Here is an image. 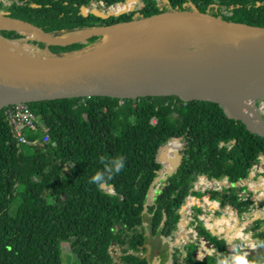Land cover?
I'll return each instance as SVG.
<instances>
[{
	"label": "trees",
	"instance_id": "1",
	"mask_svg": "<svg viewBox=\"0 0 264 264\" xmlns=\"http://www.w3.org/2000/svg\"><path fill=\"white\" fill-rule=\"evenodd\" d=\"M99 1L106 6L123 2L9 0L5 4L0 0V17L39 25L53 38L74 37L95 26L192 6L222 19L264 26V0H137L131 9L105 18L85 11L87 3ZM81 4L85 6L79 10ZM131 5L128 1L119 9ZM87 16L92 18H83ZM16 29L4 26L0 32L11 39L22 37L21 32H9ZM102 39L99 34L54 45L35 34L29 42L46 56L61 59L84 54ZM261 102L264 96L256 98L255 106ZM26 105L38 118L35 127L23 129L27 145L16 137L5 114L7 106L0 109V264H61L62 243L70 245L78 264H112L111 245L119 248L122 264H151L145 254V215L150 235L169 243L168 264H193V244L176 241L178 221L192 191L191 196L206 200L205 191L193 190L204 168L207 179L226 180L219 189H206L209 200L239 216L249 212L254 203L252 192L242 182L259 155L264 158V137L247 130L240 120L229 118L218 103L157 95L67 97ZM260 111L264 112V105ZM147 125L150 136L141 130ZM44 134L46 141H42ZM181 135L180 162L171 174L163 176L157 202L151 190L162 164L151 156L152 145L159 143L153 153L163 164L168 160L170 166L179 148L172 141L180 142ZM167 138L169 146L164 145ZM212 154L214 159L209 158ZM121 157L124 167L106 178L102 187L90 182L98 171L107 177L105 163ZM193 201L189 199L188 204ZM257 203L261 207L264 200ZM191 209L196 235L221 254L233 252L224 238L211 235L198 219L201 208L193 205ZM247 229L260 251L247 259L264 264V220H253ZM236 234L242 236V231Z\"/></svg>",
	"mask_w": 264,
	"mask_h": 264
},
{
	"label": "water",
	"instance_id": "2",
	"mask_svg": "<svg viewBox=\"0 0 264 264\" xmlns=\"http://www.w3.org/2000/svg\"><path fill=\"white\" fill-rule=\"evenodd\" d=\"M125 1H131L132 8L137 0ZM83 6L85 4H81L79 10ZM131 8L96 17L119 15ZM20 23L30 27L33 36L39 34L44 42L54 45H67L99 34L103 39L96 48L74 57L57 59L45 56L39 63H0V109L14 103L67 97L176 95L182 101L218 103L229 118L240 120L247 130L264 137V112H260L264 103L255 106L256 98L264 96V26L222 19L194 6L192 9L160 11L110 26H95L69 38H53L39 25ZM176 23L204 28L208 35L181 51L149 52L142 49L140 40L143 36L158 27H172ZM29 38L24 39L29 41ZM247 66L256 68V71L238 88H219L211 84L216 71ZM247 103L250 107H246ZM238 108L260 112L261 126L249 124ZM158 144L152 145L151 156L163 165L161 157L153 153ZM180 159L178 155L170 160L166 174H171ZM258 188L254 186L253 189ZM161 193L162 190L158 189L157 202ZM252 199L257 204L264 197L252 195ZM256 219L264 220V212L241 223ZM180 223L181 218L178 225ZM238 223L236 217L234 226ZM151 264L159 262L154 259Z\"/></svg>",
	"mask_w": 264,
	"mask_h": 264
},
{
	"label": "rangeland",
	"instance_id": "3",
	"mask_svg": "<svg viewBox=\"0 0 264 264\" xmlns=\"http://www.w3.org/2000/svg\"><path fill=\"white\" fill-rule=\"evenodd\" d=\"M3 2L5 4H8L9 0H3ZM121 4H127V2L123 0V2H117L112 5L106 6L103 4L102 1H99V3L89 2L86 5L97 10L100 14L105 15L107 13H113V11L117 12V11L123 10V9H116ZM128 8H131V7H128ZM128 8H125V9H128ZM1 25H4V24H1ZM29 30L31 31L32 29L28 26H24L23 29H16V30L9 31L10 33L11 32L12 33H15V32L23 33L22 37H18L16 39L8 38L6 32L5 33L0 32V48L3 49V55L0 56V63L17 64V61L19 60H22L24 63H39L43 61V58L46 55L42 53L41 51L35 50L32 44L29 41H26L24 39L26 36L27 37L33 36L32 32H28ZM189 47L190 45L187 46V48ZM260 112H258L259 115H260ZM141 130H142V133H146L145 135L150 136V132H151L150 125H147L146 127L144 126ZM169 141L170 139L167 138L164 145L167 146ZM183 142H184V137L183 135H181V139L179 142V150L177 151V154L175 155V157L179 155ZM211 157L212 155H210L209 158ZM167 162L168 160H166L164 164L162 165V169L160 170L158 174V178L155 181L154 188L151 190V196L153 198L157 197L158 189H160V185H161V180L170 167L168 166ZM223 184H226L225 179L209 180L207 179L205 174H202L199 177V180L197 181L195 187L197 190L205 191L206 193V189L211 188V187H215L218 189ZM260 185H261V190H264V180L262 181V183H258V186ZM195 187L193 188V190L195 189ZM253 188L254 186L250 187V189H253ZM191 194L187 197L186 204L182 207V214H181L182 223L179 224V231H178L177 239L180 240L181 243L186 242L189 244H193V247L190 250V254L192 256V261L195 264H196V261L199 262L198 264H202V261L204 259H207V261L209 262L208 264H217L218 259H224L226 257L231 256L232 254L229 252H226L225 254H220L218 251H216L212 247L211 243L206 241L203 237H199L196 235L195 223L192 222L193 216L190 215L191 210L188 209L187 207V203L189 199H194L192 203H201V207L204 213L199 215V219L202 220L204 226L209 230L210 234L213 235L214 237L225 238L227 243H229L228 244L229 246H232L234 239H238L239 241H241V243H243L244 241H248V239L250 238L254 239L251 233L247 231L248 229L247 230L245 229L243 230L244 234L242 236H238L236 234V230L229 231L228 234L234 237L231 240L229 238V235L225 233L226 231L224 229L227 226H229L230 223H232L235 217V214L232 213L228 208L219 207L217 202L209 200L207 193H206V200H203L202 198H195L194 196H191ZM252 195H253V192H252ZM248 217L249 216H243L239 218V222H241L242 220H246ZM148 222H149L148 217L147 215H145L144 223H143V230L146 233V243H145L146 253L145 254L149 257L151 261H153L154 259H157L159 264H168V255L170 251L169 243L166 241H163L159 236L150 235L149 230H148ZM193 250L195 251V253L193 252ZM110 253L113 257L112 264H122L119 259L120 250L116 245L110 246ZM252 255L253 256L260 255V253L257 251L255 254H252ZM61 264H78V260L71 252L70 245L68 243L61 244Z\"/></svg>",
	"mask_w": 264,
	"mask_h": 264
},
{
	"label": "bare ground",
	"instance_id": "4",
	"mask_svg": "<svg viewBox=\"0 0 264 264\" xmlns=\"http://www.w3.org/2000/svg\"><path fill=\"white\" fill-rule=\"evenodd\" d=\"M116 9H119V6ZM85 11L90 12L94 15L100 14L97 10L91 7H86ZM0 22L7 23L4 25H0V27L13 26L17 29H23L25 26L20 22H13L12 20L10 21L1 17ZM163 27L164 26L158 27L143 36V38L140 40V44L143 50H147L149 52L181 51L186 49L188 45H193L197 41L208 35V32L204 28H198L189 23H176L175 25H172V27ZM28 32L34 33L32 30H29ZM2 55L3 49L0 48V56ZM17 63L23 64L24 62L22 60H19L17 61ZM255 71L256 68H252L250 66L232 69H221L213 74L211 84L219 88H238L240 86L239 84L248 81L251 75L255 73ZM246 107H250V104L247 103ZM238 110L241 109L238 108ZM241 111L243 117L247 122H249V124L254 125L256 127L261 126L259 122V114L257 111H252L249 108H243ZM172 142H177L179 144V141L173 140ZM178 150L179 148L176 150V153ZM166 154L169 155L168 148H166Z\"/></svg>",
	"mask_w": 264,
	"mask_h": 264
},
{
	"label": "built area",
	"instance_id": "5",
	"mask_svg": "<svg viewBox=\"0 0 264 264\" xmlns=\"http://www.w3.org/2000/svg\"><path fill=\"white\" fill-rule=\"evenodd\" d=\"M5 114L13 128V131L16 135V137L18 138L19 142L22 143L23 145H27L28 144V140L27 138L23 135V129L25 128H33L35 127L37 124H38V118L36 117V115H34L32 113V111L30 110V108L26 105L25 102H20V103H14V104H10V105H7V108H6V111H5ZM47 134H44L43 136V139L42 141H46L47 140ZM215 157V154H212V158L214 159ZM206 172V169H203V173L202 174H205ZM201 174V175H202ZM200 175V176H201ZM256 179V180H255ZM199 180V178H198ZM264 180V158L262 155H259V161L255 164L252 165L251 169H250V172H249V176L246 180H244L242 183L246 184L248 189L250 191L253 192V196H255L256 198L258 197V195L264 197V190H261V185L259 186L258 189H250V187L252 186H258V183H262V181ZM226 181V180H225ZM252 184V185H251ZM196 185V184H195ZM195 187V186H194ZM196 188V187H195ZM215 188V187H213ZM217 189V188H215ZM219 189V188H218ZM207 193V192H206ZM208 196V195H207ZM186 204V203H185ZM184 204V205H185ZM188 204V203H187ZM218 204V203H217ZM183 205V206H184ZM193 205H197L201 208L202 210V213H204L202 207H201V203H189L187 205L188 209L191 210V213L190 215L192 216V209L191 207ZM219 206V204H218ZM224 208H228L232 213L235 214V217L232 221V223H230V227L227 226L224 230L226 231L225 233L227 235L229 231L231 230H240L242 231V235L244 234L243 233V230H247V226L249 223H241L239 222L237 226H234L235 224V220H236V217L241 218L243 216H249L246 221L248 219H250L251 217H253L254 215L256 214H260L262 212H264V205L259 207L258 206V203L255 204L253 203L251 205V209L249 212H246V213H242L240 216L237 214L236 211H234L233 209L229 208V207H224ZM181 214H182V209H181ZM200 215V214H199ZM199 215H198V219H199ZM181 218V216H180ZM243 219V218H242ZM200 220V219H199ZM202 222V220H200ZM203 223V222H202ZM247 225V226H246ZM246 226V227H245ZM179 227V225H178ZM249 233H251L250 230H247ZM252 235V233H251ZM223 238V237H222ZM229 238L232 240L234 237L229 235ZM205 239V238H204ZM225 239V238H224ZM206 240V239H205ZM226 240V239H225ZM235 240V239H234ZM238 240V239H237ZM176 241L178 243H180V240L176 239ZM207 241V240H206ZM227 243V241H226ZM229 243H227V248L230 249V248H233V246L235 245H238L239 246V251L241 252V254L243 253H247V256L249 255H252V254H255L257 251H259V244L256 242L255 239H248V241H244L243 243H241V241L238 240L237 243H234L233 241V244L232 246H229L228 245ZM242 244V245H241ZM212 247L215 249L214 245L211 244ZM248 245V246H246ZM216 250V249H215ZM218 251V250H216ZM219 252V251H218ZM220 253V252H219ZM231 254H233V252H229ZM221 254V253H220Z\"/></svg>",
	"mask_w": 264,
	"mask_h": 264
},
{
	"label": "clouds",
	"instance_id": "6",
	"mask_svg": "<svg viewBox=\"0 0 264 264\" xmlns=\"http://www.w3.org/2000/svg\"><path fill=\"white\" fill-rule=\"evenodd\" d=\"M100 159L102 162L106 160V158L103 156L100 157ZM123 167L124 164L122 157L117 158L110 163H105V169L108 174L107 177H105L103 172L98 171L91 177L90 182L95 183L98 187H102L103 183L106 181V178L110 179L113 172L118 173ZM217 264H252V262L247 259V253L241 254L239 251V246L235 245L233 246V254L224 259H218Z\"/></svg>",
	"mask_w": 264,
	"mask_h": 264
}]
</instances>
